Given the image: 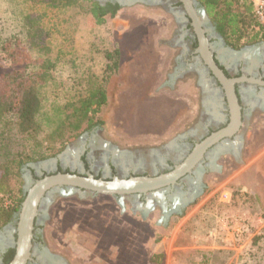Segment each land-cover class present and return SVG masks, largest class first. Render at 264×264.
Here are the masks:
<instances>
[{"label": "rangeland", "instance_id": "374dc122", "mask_svg": "<svg viewBox=\"0 0 264 264\" xmlns=\"http://www.w3.org/2000/svg\"><path fill=\"white\" fill-rule=\"evenodd\" d=\"M27 17L39 18L40 48L30 44L36 38L27 37ZM173 28L165 13L141 7L122 9L96 25L84 9H50L39 0H0V73L47 67L37 115L44 148L39 153L29 150L30 159L20 167L16 186L22 193L27 176L23 167L62 155L85 133L68 141L48 140L71 111L67 105L76 104L95 85H102L109 98L96 116L101 121L96 125L98 136L129 158L169 145L170 139L197 125L199 82L192 75L177 77L170 85L168 81L173 73ZM127 29L134 33L127 40L136 53L126 48L117 56ZM7 46V52L14 50L16 65L3 51ZM130 93L139 96L138 102H132ZM177 102L187 111L169 123ZM167 106L168 120H159ZM238 132L242 144L234 157L226 154L216 162L217 170L201 182L200 195L166 226L160 225L157 210L145 220L127 210L120 214L117 204L101 194L92 200L54 197L42 209L43 251L52 258L62 257L66 264H264V118L259 110L244 118ZM21 144L18 136L13 147Z\"/></svg>", "mask_w": 264, "mask_h": 264}, {"label": "flooded vegetation", "instance_id": "af4514ba", "mask_svg": "<svg viewBox=\"0 0 264 264\" xmlns=\"http://www.w3.org/2000/svg\"><path fill=\"white\" fill-rule=\"evenodd\" d=\"M92 1L102 7L117 6L119 9L116 13L125 8L141 7L165 13L170 17L174 25L170 32L172 43L170 48L173 50L170 64H172L173 73L168 77V81L170 85L177 77L185 75L184 78H186L192 75V78H196L199 82L201 111L197 117V125L174 139H170L169 145L156 147L148 153L146 151L143 156L138 154L135 158H129L122 152H117L114 147L98 136L99 127L93 126L80 135L68 149L66 148L62 155L49 159L45 163H39L38 166L27 164L22 168V171L27 173V176L23 177L24 198L26 188L34 181L57 173H69L83 177L91 174L94 178L102 180H111L113 177L156 176L168 173L190 153L196 144L227 125L229 112L221 85L206 64L202 54L197 51L199 41L194 16L201 24L213 62L226 77L239 78L245 75L264 81V41L242 47L239 50L230 48L209 20L206 12L204 16L206 15L208 20L204 18L201 12L204 8L196 0H192L191 3L194 16L181 0ZM234 89L240 107L241 122L255 109L264 115V85L244 82L235 84ZM238 131L233 136L211 145L203 154L199 165L192 169L191 174L181 177L174 187L129 197L104 196L117 204L121 210L120 214H124L127 210L130 214L139 215L140 219L145 220L157 210L158 219L161 220L160 225L164 227L173 216L181 215L183 210L200 195L201 182L207 174L217 170L216 162L226 154L234 157L242 144V137ZM69 195L82 196L76 191ZM65 196H68V192L62 189L55 197ZM95 197L83 196L81 199L92 200ZM49 202L51 200L45 195L37 207L32 231L31 256L27 264H66L62 257L55 255L56 257L52 258L43 251L44 241L39 230L45 217L42 209L46 208ZM18 211L0 230V264L3 263L4 254L14 246Z\"/></svg>", "mask_w": 264, "mask_h": 264}, {"label": "trees", "instance_id": "16d2710c", "mask_svg": "<svg viewBox=\"0 0 264 264\" xmlns=\"http://www.w3.org/2000/svg\"><path fill=\"white\" fill-rule=\"evenodd\" d=\"M39 1L50 9L59 7L84 9L85 14L96 25L106 23L108 19L114 18L120 12L116 13L119 9L117 6L107 5V7H102L92 0ZM196 1L205 9L209 20L215 25L216 30L230 48L239 50L242 47L264 41V25L257 20L252 0ZM38 20L39 18L31 19L29 17L25 19L27 37L29 39L36 38L35 42H30L36 48H40L38 40H41L37 26ZM133 34L130 29L122 32V40L119 42L121 48L120 51L117 49V56L121 55V53L124 54L126 51L130 53L132 52L130 51L131 49H135L130 46L131 42L127 40ZM16 41L18 40L16 39ZM15 46L16 48L19 47V45ZM8 49V46L3 47V51L16 65L14 50L9 53L7 52ZM21 49L19 50L20 53ZM122 50L124 51L122 52ZM8 56L6 58L9 60ZM124 60L123 62L126 64ZM113 64H116V62ZM43 66L45 64L39 65V67L37 65L17 67L6 73H0V157L6 156L4 161H0V230L11 220L13 214L19 210L20 204L24 199V194L16 186V183L20 181V167L30 159L28 151L39 153L44 148L43 140L39 139L41 128L37 121V115L42 108L39 87L47 76L45 72L47 67ZM130 94L132 102H138L139 96L136 93ZM108 103L109 98L106 89L100 84L95 85L76 104L67 105L71 111L65 113L63 120L49 135L48 140L51 143L62 142L65 138L67 141L72 140L91 127L100 125L101 121L96 116L101 108ZM176 104L178 108L169 123L174 122L183 112L187 111L181 102ZM174 105L175 103L172 104L171 110L174 109ZM168 113L169 107H162L159 113V120H168ZM13 129H15L13 144H16L18 136H20L22 141L20 146L14 145L13 147L11 143V131ZM14 252V247L9 249L3 256L2 264H8L14 256Z\"/></svg>", "mask_w": 264, "mask_h": 264}, {"label": "water", "instance_id": "95a60500", "mask_svg": "<svg viewBox=\"0 0 264 264\" xmlns=\"http://www.w3.org/2000/svg\"><path fill=\"white\" fill-rule=\"evenodd\" d=\"M181 1L190 9L191 14L194 16L195 14L191 8L192 0ZM201 12L204 16V9H202ZM204 18L208 20L206 15ZM194 20L199 41V48L197 51L202 54L206 64L221 85L223 96L227 102L229 112V122L227 125L196 144L179 164L165 174L156 176H131L128 178L113 177L111 180H102L94 178L91 174H86V176L83 177L69 173H57L34 181L32 185L26 188L25 198L18 211L16 240L13 246L15 252L8 264H27L30 260L34 218L37 214V207L45 195L51 200L61 192L62 189H65L68 195L76 191L82 196L90 197L96 194L114 197H129L154 192L160 189L163 190L167 187L171 188L177 185V181L181 177L186 174H191L192 169L199 165L203 154L211 145L237 133L241 126V119L240 107L237 103L234 89L235 84L248 82L264 85V81L260 78L247 77L245 75L239 78L226 77L211 58V54L208 51V43L204 37L200 22H198L195 16Z\"/></svg>", "mask_w": 264, "mask_h": 264}, {"label": "built area", "instance_id": "2783aa9c", "mask_svg": "<svg viewBox=\"0 0 264 264\" xmlns=\"http://www.w3.org/2000/svg\"><path fill=\"white\" fill-rule=\"evenodd\" d=\"M253 5L258 22L264 25V0H254Z\"/></svg>", "mask_w": 264, "mask_h": 264}, {"label": "crops", "instance_id": "0c3cea01", "mask_svg": "<svg viewBox=\"0 0 264 264\" xmlns=\"http://www.w3.org/2000/svg\"><path fill=\"white\" fill-rule=\"evenodd\" d=\"M263 116V118H264V115H262Z\"/></svg>", "mask_w": 264, "mask_h": 264}]
</instances>
